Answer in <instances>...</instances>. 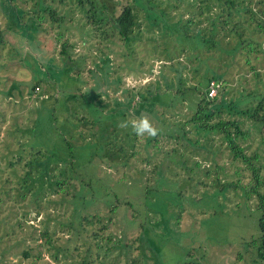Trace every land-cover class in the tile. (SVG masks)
Instances as JSON below:
<instances>
[{
	"label": "rangeland",
	"instance_id": "obj_1",
	"mask_svg": "<svg viewBox=\"0 0 264 264\" xmlns=\"http://www.w3.org/2000/svg\"><path fill=\"white\" fill-rule=\"evenodd\" d=\"M222 2L0 4V264H264L254 247L246 250L260 213L256 195L245 191L249 172L219 134L188 121L197 95L181 91L194 82L201 93L206 66L219 74L225 86L219 92L213 81L212 94L233 110L218 115L238 119L245 131L238 141L256 154L264 191V122L256 125L246 110L264 91L257 49L264 31H245L259 41L248 62L237 48L224 51L232 34L215 33L214 46L188 52L176 31L187 17L193 29L219 19ZM126 3L134 24L120 38L107 16ZM240 7L234 18L246 16ZM5 14L20 26L8 28ZM26 21L34 27L25 29ZM62 39L71 44L68 56L59 51ZM142 113L159 130L155 138L118 127ZM35 145L48 160L37 156L27 176L23 161L12 171L7 156Z\"/></svg>",
	"mask_w": 264,
	"mask_h": 264
},
{
	"label": "trees",
	"instance_id": "obj_2",
	"mask_svg": "<svg viewBox=\"0 0 264 264\" xmlns=\"http://www.w3.org/2000/svg\"><path fill=\"white\" fill-rule=\"evenodd\" d=\"M9 1L11 0H0V4L7 3L10 5ZM41 1L42 0H40V3ZM78 1L80 2L81 0ZM201 2L202 0H199V4H201ZM222 5L223 6L221 7V10H224V13L220 12L219 15H221V17L219 19L218 17L214 20L209 19V27L208 25H204L203 27H195L193 29V24L196 25V23L189 17H187L182 23L177 25L176 31L179 33V40L184 44L185 50L189 52V50L194 51V47L201 45L202 42L206 45L211 44L210 46H214L215 41L213 40L212 36L215 33L220 32L222 33V35L227 33L230 35L232 34L234 36V40L228 46H223L224 51L233 52L237 48V51L240 52V54H242L243 56V61L248 62L247 55L251 52V50L255 49V46L259 44V41L254 37L249 36L245 31L247 30V32H250L251 34H254L253 32L257 31V29H261V31H264V0H223ZM238 5H240L241 7ZM40 7L42 9L46 8L49 11L50 16L59 18V16L55 17L53 11L46 4L43 3ZM92 7L93 6L91 5L90 8L86 11L89 14V20L95 21L98 27L99 23L101 22V17L98 16L95 18L96 12L92 10ZM239 7L242 8L246 13V16L242 17V19L236 17L234 18L231 15L232 11H237ZM35 12H37L36 9ZM107 17L110 20V26H112V29H116L117 34L120 38H124L131 31L132 25L134 24V13L132 7L128 3L124 4L116 13V15ZM6 18L8 19L6 20V24H9L8 28H13L11 22H14L16 25L20 26L19 23L12 20L10 21L9 17L6 16ZM16 21L18 20L16 19ZM26 22L27 23L22 24L25 29L27 27H34V25L29 21ZM189 23L192 24L191 28L188 27ZM2 33L3 28L0 29V43L3 40ZM54 37L58 38L59 34L54 35ZM184 39H186L188 42H186V40ZM60 43V53L62 55L66 54V56H68L66 49L71 44L68 43L66 39H62ZM257 49L258 51L263 53L264 45ZM206 69L208 72L206 70L203 71L204 87L202 88L201 93L197 90V86L194 82L188 83L187 85L182 87L181 91H192L198 96H196V99H194L193 101L192 113L188 117V121L196 125V127L200 129L219 134L221 140L228 148L231 157L234 160L239 161L244 166V169L248 170L250 181L248 188H245V191L248 195H251V193L256 195L257 202L255 206L259 209L260 213L256 220L257 233L254 237L246 241V250H249L247 246L254 247L257 256L261 259L264 258V191L259 190V186H261L262 184V179L259 173V166L254 162V160L256 159V154L254 152L252 154L245 153L243 146L239 143L238 138H242L245 134V131L241 129L238 123V119L218 115L221 110H224L226 112L233 110V106L230 103H223L220 96L218 99H216V95L218 93H214L215 95L209 93L210 88L213 86V81L216 80L218 82L215 87H219V92L222 90L225 84L219 81L220 76L214 69H211L208 66H206ZM34 88L36 93L39 89L37 81L31 84L30 90H33ZM216 92H218V89H216ZM257 94L259 96L252 109L247 107L246 110L248 111L247 115L251 118L252 122L259 126V124L264 122V91H258ZM41 98H43V96L38 98V102ZM167 104L173 105L172 103H166V105ZM213 114H217V118L211 120L210 116ZM181 128L183 127L179 125V128L176 130L177 132L173 135V137L181 138L180 134L183 131V129ZM12 134L13 132L10 131L9 135ZM168 135H170V133ZM10 138L7 139V143L11 142ZM15 142L16 141L14 140V143ZM17 146L20 147V144L17 143ZM44 153L45 152L42 151V148L35 145V147H33L29 151L23 150L21 151V154L17 153L7 156L6 160L7 163L11 166L12 171L15 170V167H12L13 164H18L19 162L23 161V163L28 165V169L24 171L25 176H27L33 166L32 160H35L37 156L42 155L44 157L43 162L48 160L47 155H45ZM212 160L213 158L211 157V161ZM235 181L228 182V184L234 185ZM114 207L115 204H112L110 210H112ZM25 253L26 252H24V254Z\"/></svg>",
	"mask_w": 264,
	"mask_h": 264
},
{
	"label": "clouds",
	"instance_id": "obj_3",
	"mask_svg": "<svg viewBox=\"0 0 264 264\" xmlns=\"http://www.w3.org/2000/svg\"><path fill=\"white\" fill-rule=\"evenodd\" d=\"M118 127L122 129L130 128L132 133L138 137L155 138L159 133V130L152 124L148 116L143 113L137 118L120 121Z\"/></svg>",
	"mask_w": 264,
	"mask_h": 264
},
{
	"label": "built area",
	"instance_id": "obj_4",
	"mask_svg": "<svg viewBox=\"0 0 264 264\" xmlns=\"http://www.w3.org/2000/svg\"><path fill=\"white\" fill-rule=\"evenodd\" d=\"M214 86V85H213ZM213 86L210 88V92L209 93H212V91H213Z\"/></svg>",
	"mask_w": 264,
	"mask_h": 264
},
{
	"label": "water",
	"instance_id": "obj_5",
	"mask_svg": "<svg viewBox=\"0 0 264 264\" xmlns=\"http://www.w3.org/2000/svg\"><path fill=\"white\" fill-rule=\"evenodd\" d=\"M214 82H217L216 80Z\"/></svg>",
	"mask_w": 264,
	"mask_h": 264
}]
</instances>
